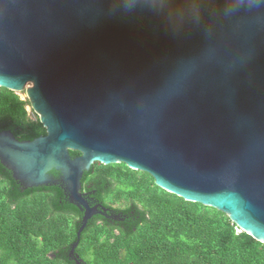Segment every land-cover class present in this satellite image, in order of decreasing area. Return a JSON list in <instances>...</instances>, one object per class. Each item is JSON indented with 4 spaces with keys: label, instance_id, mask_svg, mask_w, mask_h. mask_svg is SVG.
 I'll list each match as a JSON object with an SVG mask.
<instances>
[{
    "label": "water",
    "instance_id": "95a60500",
    "mask_svg": "<svg viewBox=\"0 0 264 264\" xmlns=\"http://www.w3.org/2000/svg\"><path fill=\"white\" fill-rule=\"evenodd\" d=\"M0 86L47 129L0 131V161L25 187L60 185L78 236L119 218L85 171L125 162L264 242V0H0Z\"/></svg>",
    "mask_w": 264,
    "mask_h": 264
},
{
    "label": "trees",
    "instance_id": "16d2710c",
    "mask_svg": "<svg viewBox=\"0 0 264 264\" xmlns=\"http://www.w3.org/2000/svg\"><path fill=\"white\" fill-rule=\"evenodd\" d=\"M29 105L0 86V131L20 140L47 134ZM82 191L119 218L96 214L78 236L84 212L60 185L25 187L0 161V264H77V240L83 264H264V242L238 231L227 213L169 192L125 162H95Z\"/></svg>",
    "mask_w": 264,
    "mask_h": 264
},
{
    "label": "rangeland",
    "instance_id": "374dc122",
    "mask_svg": "<svg viewBox=\"0 0 264 264\" xmlns=\"http://www.w3.org/2000/svg\"><path fill=\"white\" fill-rule=\"evenodd\" d=\"M20 94H21V96H22L24 99L27 98V96H26V92H21ZM27 110H28V112H30L29 114L31 115L32 118H34V119L37 118L35 112H34V111H33V112L31 111V105L27 106Z\"/></svg>",
    "mask_w": 264,
    "mask_h": 264
},
{
    "label": "built area",
    "instance_id": "2783aa9c",
    "mask_svg": "<svg viewBox=\"0 0 264 264\" xmlns=\"http://www.w3.org/2000/svg\"><path fill=\"white\" fill-rule=\"evenodd\" d=\"M31 111L33 112L32 108H31ZM29 113H30V112H29ZM237 230L240 231V230H242V229L238 227Z\"/></svg>",
    "mask_w": 264,
    "mask_h": 264
},
{
    "label": "flooded vegetation",
    "instance_id": "af4514ba",
    "mask_svg": "<svg viewBox=\"0 0 264 264\" xmlns=\"http://www.w3.org/2000/svg\"><path fill=\"white\" fill-rule=\"evenodd\" d=\"M93 200H94V199H91L92 203H93V204H96L97 202H95V201H93Z\"/></svg>",
    "mask_w": 264,
    "mask_h": 264
},
{
    "label": "clouds",
    "instance_id": "9594fccd",
    "mask_svg": "<svg viewBox=\"0 0 264 264\" xmlns=\"http://www.w3.org/2000/svg\"><path fill=\"white\" fill-rule=\"evenodd\" d=\"M162 2H165L166 3V0H162Z\"/></svg>",
    "mask_w": 264,
    "mask_h": 264
}]
</instances>
